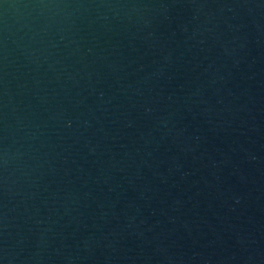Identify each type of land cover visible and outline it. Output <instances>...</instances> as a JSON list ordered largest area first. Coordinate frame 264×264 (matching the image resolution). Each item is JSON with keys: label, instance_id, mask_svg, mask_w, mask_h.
I'll return each instance as SVG.
<instances>
[{"label": "water", "instance_id": "obj_1", "mask_svg": "<svg viewBox=\"0 0 264 264\" xmlns=\"http://www.w3.org/2000/svg\"><path fill=\"white\" fill-rule=\"evenodd\" d=\"M0 264H264V0H0Z\"/></svg>", "mask_w": 264, "mask_h": 264}]
</instances>
